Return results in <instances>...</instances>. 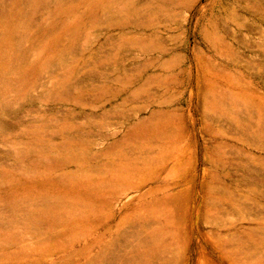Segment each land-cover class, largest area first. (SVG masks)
Listing matches in <instances>:
<instances>
[{
  "label": "rangeland",
  "instance_id": "rangeland-1",
  "mask_svg": "<svg viewBox=\"0 0 264 264\" xmlns=\"http://www.w3.org/2000/svg\"><path fill=\"white\" fill-rule=\"evenodd\" d=\"M0 264H264V0H0Z\"/></svg>",
  "mask_w": 264,
  "mask_h": 264
}]
</instances>
